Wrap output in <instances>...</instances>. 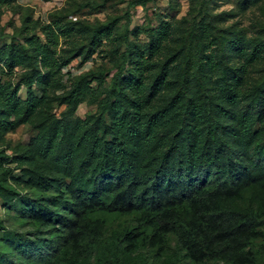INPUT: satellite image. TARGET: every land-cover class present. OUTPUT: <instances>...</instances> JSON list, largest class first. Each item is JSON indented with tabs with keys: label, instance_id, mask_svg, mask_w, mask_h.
Segmentation results:
<instances>
[{
	"label": "trees",
	"instance_id": "trees-1",
	"mask_svg": "<svg viewBox=\"0 0 264 264\" xmlns=\"http://www.w3.org/2000/svg\"><path fill=\"white\" fill-rule=\"evenodd\" d=\"M47 37L46 43L31 37L30 46L0 48V61L8 68L21 63L31 68L25 84L11 93L0 82L7 92L0 111L5 132L25 123L39 108L34 97H17L21 86L31 90L40 81V67L47 69L48 77L61 67L55 57L59 35L52 31ZM164 40L163 33L153 34L145 48L124 55L131 71L128 77L124 71L113 77L111 91L99 102L101 118L71 129L65 124L43 129L34 152L20 156L28 161L35 155L47 164L23 169L22 179L56 195L38 198L26 209L38 226L33 234L12 233L6 251L0 250V264H178L181 258L193 264H255L251 245L264 225V118L259 116L264 113L234 117L220 105V100L233 104L239 98L243 66L239 73L223 68L212 95L199 75L190 78L183 72L182 92L149 108L170 84L169 62L151 82L145 76ZM263 50L253 48L248 61H255ZM202 60L204 69L217 66L202 54L196 62L199 70ZM94 80L102 83L101 76L91 72L81 78L88 90ZM191 82L198 86L193 96L187 89ZM75 91L71 101L78 103L86 88L80 84ZM250 97L264 103V84ZM224 118L232 124L226 126ZM9 159L0 152L2 197L3 183L8 182L2 167ZM7 193L10 201L22 203L14 190ZM112 214L134 216L137 226L108 234ZM0 229H5L2 220ZM147 231L156 251L139 252L140 236ZM171 234L178 235V247L166 253L161 240Z\"/></svg>",
	"mask_w": 264,
	"mask_h": 264
},
{
	"label": "rangeland",
	"instance_id": "rangeland-1",
	"mask_svg": "<svg viewBox=\"0 0 264 264\" xmlns=\"http://www.w3.org/2000/svg\"><path fill=\"white\" fill-rule=\"evenodd\" d=\"M52 31L59 35L55 57L61 64L60 69L48 77L47 69L40 67V81L35 82L31 90L22 85L17 93L23 101L34 97L38 110L13 131L5 132L0 128V152L10 158L2 167L8 179V184L3 183L5 197L0 196V220L5 228L0 229L3 253L12 233L35 232L38 224L25 214L26 209L38 198L49 199L56 195L22 179L23 169L47 164L35 160V155L28 161L20 156L30 150L34 152L35 139L43 129L57 124L71 129L82 122L92 124L96 118H101L99 102L111 91L113 77L122 71L128 77L131 71L129 62H124V55L130 50L145 48L153 34L163 33L165 40L161 51L152 58L153 66L146 68L145 76L151 82L162 64L169 62L170 84L152 99L149 108H158L182 92L179 77L183 72L190 78L199 75L208 94L212 95L218 89L216 80L223 68L239 73L243 66L239 98L233 104L220 100V105L234 117L246 112L254 117L264 113V103H255L250 97L254 88L264 84V50L255 61H248L253 48L264 46V0H8L0 4L1 49L14 44L18 48L30 46L27 39L31 37L46 43ZM202 54L212 59L213 65L217 64L213 70L204 69V60L199 70L196 62ZM144 57L147 58V54ZM4 62L0 61V82L11 93L21 83L25 84L31 68L21 63L10 69ZM64 62L68 63L62 66ZM90 72L101 76L102 83L91 81L88 90L81 78ZM80 84L86 88V94L74 103L71 97ZM187 89L193 96L198 86L191 82ZM6 93L0 88V111L7 100ZM6 108L10 111L12 106L7 104ZM259 116L264 118V114ZM223 122L226 126L232 124L227 118ZM260 142L264 145V136ZM262 160L264 162V158ZM8 190L18 193L23 204L16 198L10 201ZM136 226L137 220L131 215H109L106 224L108 234ZM177 236L171 234L162 238L166 253L178 247ZM149 241L150 231H147L140 236L138 251L146 248L152 252L154 248ZM251 247L256 253L255 264H264V225ZM12 256L11 253L10 258ZM178 264L193 263L181 258Z\"/></svg>",
	"mask_w": 264,
	"mask_h": 264
}]
</instances>
